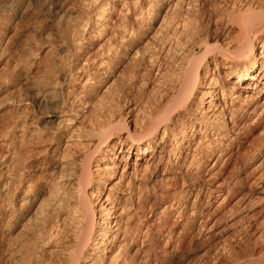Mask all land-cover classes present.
<instances>
[{
    "label": "bare ground",
    "instance_id": "1",
    "mask_svg": "<svg viewBox=\"0 0 264 264\" xmlns=\"http://www.w3.org/2000/svg\"><path fill=\"white\" fill-rule=\"evenodd\" d=\"M0 6V264H264V0Z\"/></svg>",
    "mask_w": 264,
    "mask_h": 264
},
{
    "label": "rangeland",
    "instance_id": "2",
    "mask_svg": "<svg viewBox=\"0 0 264 264\" xmlns=\"http://www.w3.org/2000/svg\"><path fill=\"white\" fill-rule=\"evenodd\" d=\"M109 2H113V0H107ZM10 20L7 19V11L4 7L0 6V33L3 32L5 26L9 23ZM36 23L35 19L30 20L26 23V28L23 30L22 42L20 43L21 47H31L34 52H37V49L39 47H44L45 45L43 42L46 41V39L43 38V36L46 35V33L50 32L52 27H49L46 23H41L38 26L40 27L38 33L34 32V26ZM58 49V48H57ZM17 53L12 48L9 49L6 53L5 59H0V127L2 126V123L6 120H10L11 118L15 117V111H14V103L11 101L15 99V96L17 95L18 88L15 84V80L13 78V68L15 66ZM139 99H133V103H138ZM259 134L257 132H254L251 136V140H257ZM245 152H249V145ZM264 158V157H263ZM264 164V159H263ZM247 190V188H245ZM251 193V192H250ZM253 194V192H252ZM166 255L170 256L172 259L177 260V257L182 256L181 253L174 249L173 251L166 253ZM181 258V257H180ZM178 258V259H180Z\"/></svg>",
    "mask_w": 264,
    "mask_h": 264
}]
</instances>
